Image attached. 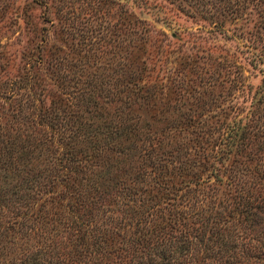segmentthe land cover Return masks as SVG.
Returning <instances> with one entry per match:
<instances>
[{
	"label": "trees",
	"instance_id": "1",
	"mask_svg": "<svg viewBox=\"0 0 264 264\" xmlns=\"http://www.w3.org/2000/svg\"><path fill=\"white\" fill-rule=\"evenodd\" d=\"M121 70L101 102L85 84L72 108L18 103L0 120V264H264V121L231 127L220 189L196 150L214 139L204 121L147 116L154 88Z\"/></svg>",
	"mask_w": 264,
	"mask_h": 264
},
{
	"label": "rangeland",
	"instance_id": "2",
	"mask_svg": "<svg viewBox=\"0 0 264 264\" xmlns=\"http://www.w3.org/2000/svg\"><path fill=\"white\" fill-rule=\"evenodd\" d=\"M216 1L0 0V120L18 103L30 114L50 100L72 108L85 84L101 102L124 66L139 67L138 94L154 88L147 116L171 113L188 131L204 121L214 139L199 142L197 154L224 189L231 127L264 121V4L217 10ZM257 132L264 142V128Z\"/></svg>",
	"mask_w": 264,
	"mask_h": 264
}]
</instances>
